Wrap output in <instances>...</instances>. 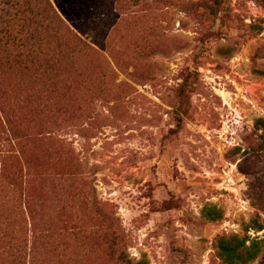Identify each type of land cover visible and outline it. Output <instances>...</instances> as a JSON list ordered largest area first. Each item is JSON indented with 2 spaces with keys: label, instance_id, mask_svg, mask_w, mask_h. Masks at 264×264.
<instances>
[{
  "label": "rangeland",
  "instance_id": "1",
  "mask_svg": "<svg viewBox=\"0 0 264 264\" xmlns=\"http://www.w3.org/2000/svg\"><path fill=\"white\" fill-rule=\"evenodd\" d=\"M79 2L50 75L0 3V264L33 232L39 264H260L264 0Z\"/></svg>",
  "mask_w": 264,
  "mask_h": 264
},
{
  "label": "trees",
  "instance_id": "2",
  "mask_svg": "<svg viewBox=\"0 0 264 264\" xmlns=\"http://www.w3.org/2000/svg\"><path fill=\"white\" fill-rule=\"evenodd\" d=\"M86 1V0H83ZM0 3L8 5L14 9L13 16L15 21L12 25L16 27L18 33V41L20 46L27 45V56L34 63L33 66L37 71L45 74H52L55 70V65L59 62L60 66L64 64L68 58V45L72 42L80 45L88 46L83 42L82 36L85 34L80 31V27L75 25L73 32L71 27L65 23V20L74 24L79 16L74 15V11L82 16L85 4H80L79 0H0ZM79 7V8H78ZM82 7V12L81 8ZM65 19V20H64ZM74 26V25H73ZM86 35V34H85ZM65 36L68 38L65 39ZM61 42L60 53L57 55H47L48 48L55 45L56 42ZM48 47V48H47ZM71 50L70 53H73ZM66 58H63V56ZM263 126L264 122L261 121ZM27 196L30 195L27 193ZM30 199H24L23 207L30 209ZM30 212V211H29ZM32 215V212L30 213ZM34 218V216L32 215ZM27 230V229H26ZM31 232L30 229L24 232ZM23 235V236H24ZM22 236V237H23ZM23 242L26 246V251L21 246L15 250V264H27L25 258H28V264H39V259L42 255L40 250L41 237L37 233H32L31 239L25 238ZM246 239H240L237 236L221 237L218 241V255L224 261L232 264L235 260L244 262L252 260L259 252L258 242L253 241L249 247H246ZM29 246V247H28ZM260 264H264V257Z\"/></svg>",
  "mask_w": 264,
  "mask_h": 264
}]
</instances>
